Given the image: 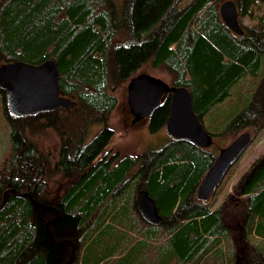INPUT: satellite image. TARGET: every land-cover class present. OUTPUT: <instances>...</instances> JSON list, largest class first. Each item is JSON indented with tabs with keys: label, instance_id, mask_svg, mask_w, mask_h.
Segmentation results:
<instances>
[{
	"label": "trees",
	"instance_id": "trees-1",
	"mask_svg": "<svg viewBox=\"0 0 264 264\" xmlns=\"http://www.w3.org/2000/svg\"><path fill=\"white\" fill-rule=\"evenodd\" d=\"M221 1L0 0V65L53 59L75 102L14 117L0 90V264H264V153L217 204L222 184L196 197L220 143L264 129V0H233L242 35ZM144 68L190 91L209 147L169 136L137 155L104 152L117 92ZM169 111L168 97L147 130L164 129ZM46 130L58 145L43 151ZM139 189L161 223L140 217Z\"/></svg>",
	"mask_w": 264,
	"mask_h": 264
},
{
	"label": "water",
	"instance_id": "water-1",
	"mask_svg": "<svg viewBox=\"0 0 264 264\" xmlns=\"http://www.w3.org/2000/svg\"><path fill=\"white\" fill-rule=\"evenodd\" d=\"M219 13L226 27L237 35L243 34L238 10L233 0H224ZM59 71L53 59L39 64L12 61L0 65V90L7 112L14 117L34 116L56 108H69L74 101L61 94ZM170 99V111L164 129L173 139H184L199 147L212 144L210 135L194 110L190 91L183 86H170L160 77L146 72L137 73L127 83V105L133 116L132 124L149 118L164 99ZM252 142L249 131H244L219 152L196 190V197L206 201L222 183L229 169ZM140 217L148 224H159L161 215L155 200L145 189L135 197Z\"/></svg>",
	"mask_w": 264,
	"mask_h": 264
},
{
	"label": "rangeland",
	"instance_id": "rangeland-1",
	"mask_svg": "<svg viewBox=\"0 0 264 264\" xmlns=\"http://www.w3.org/2000/svg\"><path fill=\"white\" fill-rule=\"evenodd\" d=\"M224 1V0H223ZM221 1V2H223ZM221 3H219L220 5ZM247 19H244L242 22L245 23ZM140 72H146L154 76L159 77L148 68L140 70ZM161 78V77H160ZM162 79V78H161ZM248 85V82L245 81ZM118 105L116 109L111 114L109 119V125L113 130V135L109 140L107 146L105 147L106 151L111 153H119L121 156L126 155H137L142 152L144 149L150 145L159 146L168 140L169 135L165 129H162L158 133L152 134L147 130L148 119H142L137 123L132 124L133 119L132 114L129 111L127 105V85L121 87L118 90ZM2 101L0 99V170L9 155L10 140L8 139V129L4 123L1 112H2ZM205 124H209L208 121H204ZM40 148L43 151L50 149H55L58 145V139L55 134L46 130V132L39 139ZM225 141L220 143V147H224ZM264 153V129L255 137L249 147L242 154L240 159L234 163L229 169L230 172L227 176L224 177L223 183L218 190V193L215 196V203L220 202L229 190H231L232 185L238 180L239 176L251 165L252 161ZM61 185H57L56 194L60 192ZM59 189V190H58Z\"/></svg>",
	"mask_w": 264,
	"mask_h": 264
},
{
	"label": "flooded vegetation",
	"instance_id": "flooded-vegetation-1",
	"mask_svg": "<svg viewBox=\"0 0 264 264\" xmlns=\"http://www.w3.org/2000/svg\"><path fill=\"white\" fill-rule=\"evenodd\" d=\"M73 100V99H72ZM63 108V107H62ZM66 109H68V108H66ZM147 119H149V118H147ZM137 123V122H136ZM104 152H110V151H106V149L104 150Z\"/></svg>",
	"mask_w": 264,
	"mask_h": 264
}]
</instances>
